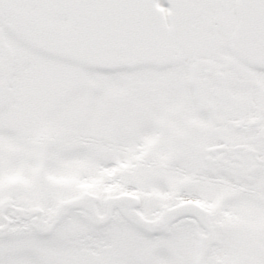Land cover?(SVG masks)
<instances>
[{
	"label": "snow or ice",
	"instance_id": "1",
	"mask_svg": "<svg viewBox=\"0 0 264 264\" xmlns=\"http://www.w3.org/2000/svg\"><path fill=\"white\" fill-rule=\"evenodd\" d=\"M0 264H264V0H0Z\"/></svg>",
	"mask_w": 264,
	"mask_h": 264
}]
</instances>
